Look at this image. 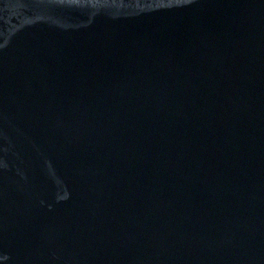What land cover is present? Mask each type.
Here are the masks:
<instances>
[{
    "label": "water",
    "instance_id": "obj_1",
    "mask_svg": "<svg viewBox=\"0 0 264 264\" xmlns=\"http://www.w3.org/2000/svg\"><path fill=\"white\" fill-rule=\"evenodd\" d=\"M0 264H264V0H0Z\"/></svg>",
    "mask_w": 264,
    "mask_h": 264
}]
</instances>
